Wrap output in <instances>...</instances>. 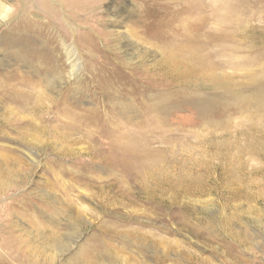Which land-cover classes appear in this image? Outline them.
<instances>
[{"label": "rangeland", "instance_id": "rangeland-1", "mask_svg": "<svg viewBox=\"0 0 264 264\" xmlns=\"http://www.w3.org/2000/svg\"><path fill=\"white\" fill-rule=\"evenodd\" d=\"M24 1L31 3L28 16L21 18L22 3L19 1L11 14L14 22L9 27L0 26V60L5 58V51L13 49L20 50L25 57L8 58L4 66L0 62L1 73L40 61L46 75L49 67L67 64L65 49L75 46L73 33L77 29L78 32L90 33L85 39L77 38L76 45L79 44L81 64L89 62L86 69L81 67L78 72L85 81L93 76L91 84L99 88L98 99L92 106L103 108L104 113L110 115L114 107L124 111L117 102L118 95L127 103L135 99V93L140 94L139 99L136 98V107L125 110V113L122 111L119 116L122 120H126L127 115L132 117L128 121L136 128L134 135L139 138V144L135 143V147L141 148L139 155L152 156L158 168L164 185L155 206L158 217L135 211L130 205L114 209L94 202L91 207L94 206L98 213H101L99 210L106 211L110 218L118 221L133 219L131 221L136 222L139 217L148 225L158 227L161 234L167 231L170 239L202 257L210 258L214 264H264V104L254 100L248 104L240 101V96L250 98L255 88L264 86V0H238L240 18L236 20L237 28L245 36L241 37V42L223 38L210 41L209 35L223 31L229 20L225 17L222 21L218 17L220 14L215 12H220L222 6L227 8L224 0H205L207 24L204 31L209 34L205 45L209 52L218 51L213 54L212 61L219 67L208 71L210 77L197 79L157 69L161 60L158 47L169 38V31L174 33L175 26L192 18L184 27L195 32L198 27L195 15L199 13L196 8L189 16L173 23L169 19H176L180 5L168 4L165 7L167 12H163L161 8L165 0H156L155 4L148 2L133 19V29L130 26L128 29L112 25V18L105 10L112 4L111 0L101 4L98 0H71V4L64 7L65 0ZM118 1L130 3L133 0ZM65 19L73 21L75 27H70ZM18 22L21 24L17 25ZM146 27L148 34L135 36V29ZM64 70L68 75L69 65ZM20 71L22 76H30L34 80L38 77L25 67ZM211 74H217L228 92L215 88ZM19 81V78L11 80L18 88L34 92L29 85ZM64 85L70 87L67 83ZM233 96H237L238 101ZM11 122L0 120V147L3 148L0 149V160H5L3 154H16L28 162V169L16 177L25 181L16 182L18 184L13 190L8 189L1 194L0 201L18 204L27 201L32 211H41L45 207L48 210L52 205L51 199L41 195L42 189L69 182L74 171L85 174L80 183L100 185L107 182L112 185L115 195L121 193L119 186L123 182L120 181V172L106 168L102 163L85 164L84 158L88 156L84 152L57 158L53 144L49 142L45 151L32 148L35 158H31L25 152L29 145L27 148L16 138L14 140L16 133ZM10 160L8 164L14 167V161ZM60 169L68 171L58 179L54 172ZM69 169L73 171L69 172ZM196 179L200 188L197 194H188L179 185H174L176 189L173 191L176 192L172 194L169 183L182 180L183 186L187 187L196 183ZM43 182L50 183L46 185ZM12 218L9 216L1 222L6 221L8 225ZM13 219L19 224L15 229H29L25 220L16 216ZM96 227L90 220L89 225L81 227L79 236L74 237L72 243L69 239L70 246L63 251L47 249L44 259L52 260L51 264H72L71 258L80 250L94 252L98 242L89 241L91 235L99 234ZM62 231L67 232L65 228ZM237 232L249 238L250 244L240 241ZM107 239L108 247L122 249L127 255L135 253L130 247ZM5 254L9 258L13 255L0 248V257H5ZM119 260L114 264H128L124 258ZM186 263L184 260L183 264ZM43 264H47L45 260ZM98 264H102V260Z\"/></svg>", "mask_w": 264, "mask_h": 264}, {"label": "bare ground", "instance_id": "bare-ground-1", "mask_svg": "<svg viewBox=\"0 0 264 264\" xmlns=\"http://www.w3.org/2000/svg\"><path fill=\"white\" fill-rule=\"evenodd\" d=\"M19 1L22 3V10L20 9L22 12L20 13L21 18L28 16L30 2L13 0L12 3H9V0H0V13L4 11L6 6H10L8 18L0 20V26L6 25L9 27L14 22V16L11 17V14H13ZM107 1L98 0V3L101 4ZM111 1L112 4H109L105 10L112 18V25L116 28H127L130 26L132 29L133 19L139 14L140 10L146 8V3L153 1L155 4L156 2V0H133L130 3L118 0ZM165 1L166 3L161 8L163 12H167L165 7L168 4L176 3L180 5L178 16L176 19L170 18L169 22H178L189 16V13L196 8V11L199 12L195 15L198 27L195 32L191 31L190 28L184 27L192 19L190 18L185 19L182 25L175 26L174 33L169 31V38L163 40L159 47L157 46L161 54L157 69L166 70L170 74H180L185 78L210 77L208 71L211 68L219 67V64L212 61L213 54L218 51L214 49L209 52L205 45L208 44L205 39L209 35L208 32L204 31V26L207 24L205 0ZM224 1L227 8L222 6L220 12H215L220 14L218 17L222 21L225 17L229 21L223 31L212 32L209 35L211 37L210 41L223 38L231 39L233 42H241V37L245 36L239 32V25L236 22L237 18L238 20L240 18L239 1ZM68 4H71V0H65L63 7ZM65 20L70 27H75L76 24L73 21ZM20 24L21 22L17 23V25ZM128 29L130 28L128 27ZM75 30L73 36L76 42L79 37L85 39L90 36L89 32L82 33L78 32L77 29ZM134 32L136 33L135 36L139 37L141 34H148L149 30L147 27L143 30L137 28ZM76 42L73 48L68 46L65 49L67 52V64L49 67L46 75L44 73L45 67L41 65L40 61L34 62L35 64L30 63L28 66L23 64L25 66L20 65L19 68L12 70H3V73L0 72V120H12L11 123L16 133L14 140H19L26 147L29 145V148L27 147L28 149L24 151L31 158L35 156V153L31 150L32 148L45 151L46 145L52 142V149L57 158H60V156L78 155V153L84 152L88 156V158H84L83 162L85 164L102 163L106 164V168L118 170L121 177L120 181L123 182V185H118L121 193H118V196L115 195L112 192V185L107 184V182H103L104 184L101 183L100 185L80 183V179L85 174H77L74 171L73 179L69 182L58 184L52 182L56 185H53V189H47L42 186L47 190L42 189L41 195L44 198L51 199L52 205L48 210L45 207L41 211H32L28 206L29 204L27 205V201L18 204L16 202L12 203L13 201L5 203L1 199L0 248L3 251L13 253V255L10 258L6 254L5 257H0V264H43V260L47 264H51L52 260L44 259L47 249L65 250L70 246L73 238L79 236L81 227L90 224V220L97 225L96 229L103 238L99 237L98 233L91 235L89 242H98L95 251L92 252L90 249V252L80 250L79 253H76L71 258L72 264H98L100 260H102V264H114V262L120 261L119 259L121 258H124L128 264H183L184 260L191 264H214L210 258L202 257L183 244L170 239L166 235L167 231L161 234L158 227L156 229L148 225V222H144L139 217H135L136 222L131 221L133 219L118 221L110 218V214L106 211L99 210L101 213H98V210L96 212V209L93 208L94 206L91 207L90 204L94 202L102 206H112L114 209L130 205L135 211L156 215L155 218H157L158 214L155 212V206L160 197L159 191H162V186L164 185L158 175V168L151 159L152 156L147 158L144 155H139L141 148L135 147V143L139 144V138L134 135L136 128L133 123L128 121L132 117L127 115L126 120H122L119 114L123 110L118 111L114 107L111 114L108 115L104 113L103 108L98 109L92 106L98 99L97 90L99 88L91 84L94 80L93 76L89 78V81H85L78 72L81 67L86 69L89 66V62L81 64L80 59L82 56L78 52L77 47L79 44L77 43L76 45ZM4 57L6 59L0 60L3 63L1 66L7 64L8 58L13 57L14 60L23 59L25 55L20 50L13 49L12 51H5ZM68 65L69 74L67 75L64 67ZM22 67H25L28 72L37 75V79L34 80L30 76H22L20 71ZM15 78H19L24 85H29L34 89V92L18 88L14 83L12 84L11 80ZM211 80L215 88L221 91L224 90L223 92L225 93L228 92L226 84L218 78L217 74H211ZM21 82L19 81V83ZM66 83L70 87L64 85ZM105 84L106 82H104ZM227 85L230 86V83H227ZM131 90L135 93L134 89ZM89 94L93 95V97L88 98ZM135 94V99L127 103L122 101L119 95L117 96V102L123 106L124 111L126 110L125 112L132 110L138 101L140 94ZM250 95L251 100L248 98L249 96H240V101L248 104L254 100L260 105L264 104L263 84L258 86L257 89L255 88ZM233 98L236 101L239 99L237 96H233ZM151 109L153 110L154 108L151 107ZM124 111L123 113H125ZM145 144L150 146L147 143ZM153 152L152 155H154ZM13 155L5 156L3 154L5 160H0V197L8 189L13 190L18 184L16 182L25 181L22 178L17 180L16 177L22 175L24 170L28 169V162L26 163L21 156ZM10 159L14 161V167L8 164ZM70 170L73 171L69 169V172ZM65 171L68 170L60 169L59 172H54L56 174L55 177L60 179L61 175L65 176ZM95 178L101 179L99 175H95ZM197 182L198 180L196 179V183H192V185L187 187L183 186L182 180H178L175 184H169L172 194L176 192L173 191L176 189L174 185H179V188L188 192V194H197L200 189ZM130 195L132 196L130 197ZM83 197L86 199L84 200ZM145 205H147V208L142 207ZM9 216H13V218L16 216L18 219L25 220L29 229H15L19 224L13 218L8 225H6V221L1 222ZM7 226L8 229H6ZM63 228L67 232L62 231ZM237 234L240 241L245 242L247 245L250 244L251 240L249 238L238 232ZM106 238L113 242L122 243L123 247H130L129 249L135 253L133 256L131 254L127 255L122 249L108 247ZM242 261L248 263L245 260Z\"/></svg>", "mask_w": 264, "mask_h": 264}, {"label": "clouds", "instance_id": "clouds-1", "mask_svg": "<svg viewBox=\"0 0 264 264\" xmlns=\"http://www.w3.org/2000/svg\"><path fill=\"white\" fill-rule=\"evenodd\" d=\"M9 11H10V6H6L4 11L0 13V20H6L8 18Z\"/></svg>", "mask_w": 264, "mask_h": 264}]
</instances>
